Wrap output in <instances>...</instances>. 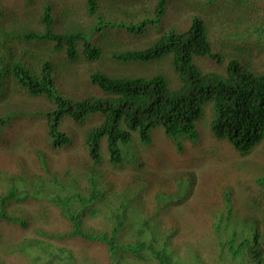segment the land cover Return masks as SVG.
Segmentation results:
<instances>
[{
  "label": "trees",
  "instance_id": "1",
  "mask_svg": "<svg viewBox=\"0 0 264 264\" xmlns=\"http://www.w3.org/2000/svg\"><path fill=\"white\" fill-rule=\"evenodd\" d=\"M181 1H191L192 12L171 22L173 0H0V159L10 166L0 160V244L7 242L0 264L21 255L28 264H264V177L234 184L236 157L200 139L204 160L213 161L206 171L180 160L170 175L165 160L169 181L146 191V165L124 155L134 132L150 142L158 126L194 139L209 103L213 137L243 154L264 139V72L247 61L264 53V42L241 47L254 33L264 37V0ZM154 28L159 36L139 44ZM229 51L221 72L195 63L206 56L225 62ZM59 52L75 78L101 95L59 81ZM167 56L176 87L137 65ZM81 62L88 64L83 76ZM23 93L31 111L12 102ZM30 112L37 124L18 144L34 148L6 155L16 145L15 125L28 127ZM155 150L172 152L170 145ZM225 162L226 171L218 167ZM172 181L184 194L169 192Z\"/></svg>",
  "mask_w": 264,
  "mask_h": 264
},
{
  "label": "rangeland",
  "instance_id": "2",
  "mask_svg": "<svg viewBox=\"0 0 264 264\" xmlns=\"http://www.w3.org/2000/svg\"><path fill=\"white\" fill-rule=\"evenodd\" d=\"M193 1V0H192ZM191 1H189V4L183 3L181 0H173V4L169 8V17L168 21L171 22H176L177 17H180V21H184L192 12V7L190 4ZM195 2V1H193ZM205 2V1H202ZM215 11V10H214ZM214 11L209 12V17L212 15ZM208 17V15L206 14ZM83 20H86V28L89 26V19L87 17H84ZM166 22L167 20L164 19ZM167 21V22H168ZM222 27H220L219 30H221ZM159 29L154 28V32L150 31L149 34L145 35V37L139 41V44H144L146 41H150L157 38L159 36ZM121 38H125V36H121ZM254 38L257 42H261L263 40L264 42V37L263 36H258V33H254L252 36H248V38H245L244 41L241 42V47H245V42L246 40H250ZM253 41V40H252ZM251 41V42H252ZM258 44V42H257ZM227 51V50H226ZM213 52H217L214 47H213ZM232 51H229L226 56L225 62L219 61L216 57H195V63L199 64L201 68L206 72V71H214V72H221L224 69V65H226V62L229 61L230 59V53ZM240 56V55H239ZM198 58V59H196ZM53 62H55L56 67H58V78L63 85L69 84L67 88L70 87L69 91L72 90L73 87L77 86L79 87L80 90L82 91H90V92H96L97 94H100V91L93 85L91 87V84L89 81L84 82L85 79L82 77V81L78 80L75 78V75L73 73V68L74 66L72 62H68L66 59V55L62 52H59L56 54V56L53 58ZM247 61L252 65L249 66L250 69L254 70L255 72H264V53L262 54H250L247 57ZM151 64H154L153 66ZM63 65V66H62ZM137 65H139L141 68H144V71L146 74H149L151 72L158 71L162 74H164L167 78L171 80V85L172 87L177 86L176 79L179 80V78L176 76V72L174 67L171 64V56H167L164 58H160L154 61L148 62H140ZM136 63H127L126 66L128 68L134 69L137 67ZM66 67V70L61 73V69ZM117 66V63L115 64V67ZM79 68V73L83 76L85 75L86 69L88 68V64L85 62H81L77 66ZM94 69V68H92ZM259 70V71H258ZM63 77H68L67 81H63ZM177 77V78H176ZM101 95V94H100ZM22 99H16L13 98L12 102H21L25 109L27 111H31L33 108L31 104V100L27 99V95L23 93L21 95ZM33 102V101H32ZM34 103V102H33ZM35 104V103H34ZM36 105V104H35ZM37 106V105H36ZM213 105L211 103L207 104L205 107V115L202 119L197 121L196 123V137L192 139L190 135H185V136H178V137H172L167 134H165L163 128L161 126H158L154 128L151 132V141L150 142H145L140 137L136 132L133 133L131 140L126 143L122 144V148L124 150V155L125 157H133V158H140L144 164L146 165L145 171H144V177L146 181L143 183V188L146 191L156 190V184L157 182H161L166 184L169 179L167 178L166 174H169L168 171H170V165L165 163V160L169 161L173 170L170 171V175L173 171L177 170L179 168V161L180 160H187L188 163H194L196 165V168L198 171H206L208 169L209 164H213V161L206 162L204 160V157L202 156L201 151L199 150V140L201 139V146L206 147L207 149H216L219 153L223 155H229L228 157H236V160L238 162L237 168L233 169L231 175L233 180L236 182H239V179L242 180H247L249 183H253V180L258 179L260 177H264V139L262 142L250 153L248 154H243L239 153L236 151L233 147V145L230 143L229 140L225 138H216L211 135V130H210V124H211V115L210 112H212V107ZM211 109V110H210ZM28 116L33 117L32 113L27 114ZM209 119V120H208ZM40 121H44L43 118L39 119ZM207 120L209 122H207ZM30 123H28L27 126H23L22 124L19 123V125H15L14 127V132L11 135L13 140L16 142V145H12L6 149L3 150V152L8 155V156H15V155H23L27 153V151L31 150L34 148V146L28 141V144H26V141L24 143L18 144L19 142L26 140V134L28 133L29 129L31 128L33 123L34 125L37 124V121L33 117L32 119L29 120ZM64 125V124H63ZM17 126V127H16ZM23 126V127H22ZM16 134V136H14ZM136 135V137H135ZM165 146V145H170L172 148V152L168 156H163V154L158 150H155L157 146ZM179 145L182 146L181 149H179ZM2 153V152H1ZM3 153V154H4ZM50 152L48 155L50 157V161H56L55 159L57 156L55 154H51ZM187 153V155H185ZM158 156H163L158 157ZM1 158V157H0ZM60 158V157H59ZM2 159V158H1ZM0 159V160H1ZM171 160V161H170ZM232 162V158H230ZM3 162V167H10L9 165L7 166L4 164V160H1ZM163 161V165H162ZM61 163L64 162L60 161ZM126 162L129 165H134L129 163V160H126ZM221 162V160H220ZM142 163V162H141ZM141 163H138L137 165H140ZM219 168H225L226 167V162L225 163H220L218 164ZM131 170L134 173H138L139 169L138 168H131ZM226 171V168H225ZM130 176V175H128ZM147 182H153L154 187L150 188L148 186ZM224 183L226 182L225 180L223 181ZM177 187L176 181H172L168 184L167 189L169 192L173 195L174 193H182V191ZM176 188V189H175ZM149 193V192H147ZM179 194V195H181ZM177 196V195H175ZM192 201V200H189ZM181 209L182 206H172L171 209ZM31 232H27V235H30ZM7 243V242H6ZM6 243L0 246H6ZM28 257L25 255L17 256L16 258L13 259L12 264H28ZM9 264V263H8Z\"/></svg>",
  "mask_w": 264,
  "mask_h": 264
},
{
  "label": "clouds",
  "instance_id": "3",
  "mask_svg": "<svg viewBox=\"0 0 264 264\" xmlns=\"http://www.w3.org/2000/svg\"><path fill=\"white\" fill-rule=\"evenodd\" d=\"M65 31H68V30H65Z\"/></svg>",
  "mask_w": 264,
  "mask_h": 264
}]
</instances>
